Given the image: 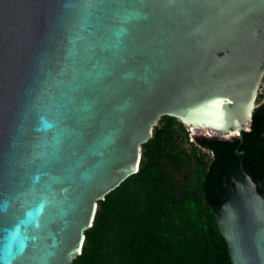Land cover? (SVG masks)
I'll return each instance as SVG.
<instances>
[{
  "label": "water",
  "instance_id": "1",
  "mask_svg": "<svg viewBox=\"0 0 264 264\" xmlns=\"http://www.w3.org/2000/svg\"><path fill=\"white\" fill-rule=\"evenodd\" d=\"M263 75L264 0H0V264H73L161 116L242 140ZM228 177L231 263L264 264V175Z\"/></svg>",
  "mask_w": 264,
  "mask_h": 264
},
{
  "label": "trees",
  "instance_id": "2",
  "mask_svg": "<svg viewBox=\"0 0 264 264\" xmlns=\"http://www.w3.org/2000/svg\"><path fill=\"white\" fill-rule=\"evenodd\" d=\"M187 139L181 122L161 116L137 171L97 201L73 264H232L211 206L226 191L222 167L243 160L264 175V98L242 140L197 137L189 158L178 144Z\"/></svg>",
  "mask_w": 264,
  "mask_h": 264
},
{
  "label": "rangeland",
  "instance_id": "3",
  "mask_svg": "<svg viewBox=\"0 0 264 264\" xmlns=\"http://www.w3.org/2000/svg\"><path fill=\"white\" fill-rule=\"evenodd\" d=\"M173 124H174V127L176 128V130H178L179 129L178 122L177 121H174ZM184 129H185V131L187 133L188 139L187 140H184L183 142H179L178 144L181 145V148L184 150V152L186 154H188L189 158H192L191 155H192V151H193L194 147L192 146L191 141H194L196 136L202 135V132L199 131V132H196L194 134V133H192V131L190 130L189 127H185L184 126ZM204 135H206V134H204ZM206 136H208V135H206ZM196 151H198V150H196ZM192 166L194 167L195 166V163H192Z\"/></svg>",
  "mask_w": 264,
  "mask_h": 264
},
{
  "label": "flooded vegetation",
  "instance_id": "4",
  "mask_svg": "<svg viewBox=\"0 0 264 264\" xmlns=\"http://www.w3.org/2000/svg\"><path fill=\"white\" fill-rule=\"evenodd\" d=\"M243 164L244 162L242 160L235 163H229V165L221 168V175L219 176V180L223 183L224 188H226L225 185L230 180L228 177L229 174H240L243 170H245L243 168Z\"/></svg>",
  "mask_w": 264,
  "mask_h": 264
},
{
  "label": "bare ground",
  "instance_id": "5",
  "mask_svg": "<svg viewBox=\"0 0 264 264\" xmlns=\"http://www.w3.org/2000/svg\"><path fill=\"white\" fill-rule=\"evenodd\" d=\"M189 128H190V130H191L193 133H196V132L201 131V132H203V133H206V132H207V134H209V135H214V134H216V133H213V132H212L213 130H209V129L207 128V126H191V127H189Z\"/></svg>",
  "mask_w": 264,
  "mask_h": 264
},
{
  "label": "built area",
  "instance_id": "6",
  "mask_svg": "<svg viewBox=\"0 0 264 264\" xmlns=\"http://www.w3.org/2000/svg\"><path fill=\"white\" fill-rule=\"evenodd\" d=\"M258 96H261L262 98H264V75H263V78H262V80H261V82H260V84H259V87H258V91H257V97ZM262 101H263V99H262ZM193 133V132H192ZM195 134V133H194ZM202 134H206V135H209V134H207V132L206 133H203L202 132Z\"/></svg>",
  "mask_w": 264,
  "mask_h": 264
}]
</instances>
